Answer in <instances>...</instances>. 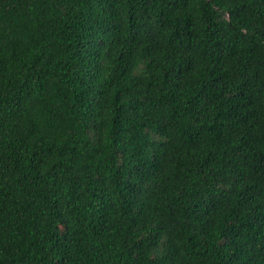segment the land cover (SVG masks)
Returning a JSON list of instances; mask_svg holds the SVG:
<instances>
[{
  "label": "trees",
  "instance_id": "obj_1",
  "mask_svg": "<svg viewBox=\"0 0 264 264\" xmlns=\"http://www.w3.org/2000/svg\"><path fill=\"white\" fill-rule=\"evenodd\" d=\"M0 264H264V0H0Z\"/></svg>",
  "mask_w": 264,
  "mask_h": 264
}]
</instances>
